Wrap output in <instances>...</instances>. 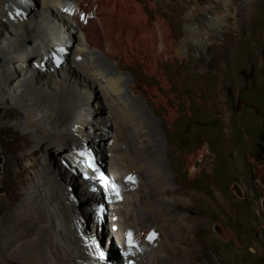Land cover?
I'll return each instance as SVG.
<instances>
[{
	"label": "bare ground",
	"instance_id": "bare-ground-1",
	"mask_svg": "<svg viewBox=\"0 0 264 264\" xmlns=\"http://www.w3.org/2000/svg\"><path fill=\"white\" fill-rule=\"evenodd\" d=\"M227 3L219 1L221 7ZM143 11L138 0H0V140L7 153L8 184L0 197V264H108L119 248L122 257L134 256L137 264H214L210 258L204 261L197 248L215 240L211 219L201 214L200 205L219 214L226 226L232 219L245 220L248 227V216L233 210L232 193L216 184L204 147L185 152L168 147L159 118L136 95L129 71L114 58L125 46L138 48L158 34L150 14L140 26ZM252 12L236 18L248 19ZM210 18L216 31L219 19ZM164 36L166 44L172 43L169 29ZM20 53V65L10 76ZM160 80L161 87L172 88L166 77ZM159 88L152 86V91L163 97ZM163 105L173 123L179 103ZM175 163L182 166L176 175ZM204 169L213 182L209 201L192 184ZM98 183H108L109 190H100ZM118 191L124 192L123 204ZM101 202L111 204L110 224L116 225L111 234L117 243L104 235L108 221L106 211L98 214ZM74 205L79 208L72 214ZM78 226L89 234L90 246ZM219 227L226 246L248 254L246 234L241 240ZM95 234L99 241L94 242Z\"/></svg>",
	"mask_w": 264,
	"mask_h": 264
},
{
	"label": "rangeland",
	"instance_id": "rangeland-1",
	"mask_svg": "<svg viewBox=\"0 0 264 264\" xmlns=\"http://www.w3.org/2000/svg\"><path fill=\"white\" fill-rule=\"evenodd\" d=\"M138 1L144 6V11L139 16L140 26L146 25L147 15L150 14L158 34L146 38L138 48L125 46L122 55L114 58L123 69L129 71L136 95H140L151 112L159 118L166 145L184 152L198 146L204 147L207 151L205 161L210 160L214 164L213 177L219 189L224 193L229 190L234 199L231 200L233 210L248 216V227L245 226V220L240 223L232 219L226 226L220 221L219 214L211 213L201 204V214L211 219V231L215 236V240L197 247L202 259L209 262L210 258L214 264H264V210L261 205L263 188L254 175L256 168L264 160V117L239 99L240 91L247 86L264 88V0H246L245 4V0H226L228 3L223 7L219 4L220 0ZM252 5H255L254 9L251 8ZM251 10L253 12L248 19L236 18L237 13ZM227 12L231 13L228 15ZM210 15L219 19L220 27L216 31H213ZM166 28L170 30L172 43L166 44ZM203 29L207 34H200ZM161 76L172 84L170 90L161 87ZM152 86L160 87L163 97L155 94ZM164 101L171 107L179 103V117L173 123L163 105ZM101 112L104 114L105 110ZM103 126L106 128L105 124ZM129 133L132 136L131 131ZM0 146V156L3 158V175L0 176L2 197L8 192V184L5 182L7 153L1 140ZM105 153L108 156V168L111 156L106 143ZM41 156L44 159V154L40 158ZM172 162H176L175 159ZM171 167L175 175L182 168L177 163ZM71 172H75V167ZM208 176L209 171L204 169L192 181L194 189L207 197V201L213 193V182L208 180ZM120 177L119 175L118 179L125 182ZM184 179H187V174ZM114 183L117 185V181ZM109 186L108 183L97 185L104 192L109 190ZM69 190L72 191L73 186H69ZM111 195L113 197L112 191ZM74 197L79 198L75 194ZM122 198L124 199L123 196ZM107 207L108 232L105 220L104 228L103 220L100 227L104 229L106 237L109 235L106 238L108 242L113 244L116 239L111 234V229L116 225L110 224L111 204ZM78 208L76 206L71 213H77ZM74 221L77 222V219L74 218ZM220 224L226 235L234 231L241 240L245 239V234L250 238L246 248L248 254L226 246V238L221 237L213 227ZM78 232L85 236V244L90 246L89 234L80 226ZM94 238V242L99 241L97 234ZM250 246L257 249L260 255L256 257ZM119 251L112 255L115 264H120L122 260V248ZM107 254H111L110 249Z\"/></svg>",
	"mask_w": 264,
	"mask_h": 264
},
{
	"label": "water",
	"instance_id": "water-1",
	"mask_svg": "<svg viewBox=\"0 0 264 264\" xmlns=\"http://www.w3.org/2000/svg\"><path fill=\"white\" fill-rule=\"evenodd\" d=\"M239 99L242 103L248 104L255 108L264 117V88H259L257 86H247L240 91ZM2 160L3 158L0 156V173L2 172ZM254 175L259 185L263 188L261 205L264 210V160L261 162V165L256 168ZM0 192H3V188L1 186ZM238 193L241 195L240 192ZM219 229L220 227L218 230Z\"/></svg>",
	"mask_w": 264,
	"mask_h": 264
},
{
	"label": "clouds",
	"instance_id": "clouds-1",
	"mask_svg": "<svg viewBox=\"0 0 264 264\" xmlns=\"http://www.w3.org/2000/svg\"><path fill=\"white\" fill-rule=\"evenodd\" d=\"M21 54L22 53H20V54H18L15 58H14V64H13V67L10 69V73H12V71L14 72L15 71V69L16 68H18V66L20 65V62H17V60H18V58L21 56ZM21 60L23 61V58H21ZM10 76H11V74H10ZM67 154H68V152L67 153H65V156L67 157ZM107 187V186H106ZM120 192V191H119ZM122 193V192H121ZM91 195H92V197L94 198L95 197V194H93V193H91ZM94 199H97L96 197L94 198ZM120 203H122V202H120ZM103 206L104 207V210L106 211V213L108 214V207H107V205L108 204H104V203H100V205L99 206ZM146 254V253H145ZM127 257H130V256H123L122 257V260H121V262H120V264H126L127 263ZM132 258H134V256H132ZM137 260V259H136ZM109 263H111V264H115L113 261H111V262H109ZM137 263H138V260H137Z\"/></svg>",
	"mask_w": 264,
	"mask_h": 264
},
{
	"label": "snow or ice",
	"instance_id": "snow-or-ice-1",
	"mask_svg": "<svg viewBox=\"0 0 264 264\" xmlns=\"http://www.w3.org/2000/svg\"><path fill=\"white\" fill-rule=\"evenodd\" d=\"M89 167H93L94 168V165H92L91 163L89 164ZM129 180H132L133 178L132 177H128ZM116 185L115 183L113 182V188H115ZM127 237H128V243H129V246L131 247L132 246V233L129 232L127 234ZM155 238V232L151 233L149 236H148V239L151 241L152 239Z\"/></svg>",
	"mask_w": 264,
	"mask_h": 264
}]
</instances>
